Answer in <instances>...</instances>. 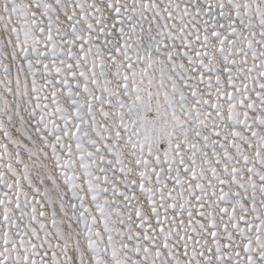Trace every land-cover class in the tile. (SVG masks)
Instances as JSON below:
<instances>
[{"label":"snow or ice","instance_id":"snow-or-ice-1","mask_svg":"<svg viewBox=\"0 0 264 264\" xmlns=\"http://www.w3.org/2000/svg\"><path fill=\"white\" fill-rule=\"evenodd\" d=\"M0 264H264V0H0Z\"/></svg>","mask_w":264,"mask_h":264}]
</instances>
